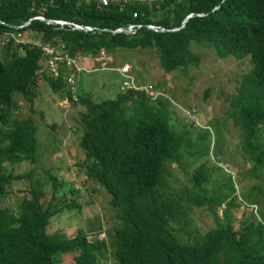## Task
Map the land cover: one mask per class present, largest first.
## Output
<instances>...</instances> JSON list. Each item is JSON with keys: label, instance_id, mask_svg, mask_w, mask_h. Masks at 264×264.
I'll return each mask as SVG.
<instances>
[{"label": "trees", "instance_id": "1", "mask_svg": "<svg viewBox=\"0 0 264 264\" xmlns=\"http://www.w3.org/2000/svg\"><path fill=\"white\" fill-rule=\"evenodd\" d=\"M37 14L94 28H73L39 18L23 24ZM0 19L4 21L0 22V37H9L0 41V199L12 191L14 181L27 184L14 209L0 205V264H59L65 255L71 256L73 264H100L110 252L114 264H264V219L254 214L234 226L228 209L223 208L224 221L195 233L192 240L181 239L188 218L179 197L163 190L164 173L166 165L178 161L185 148L180 147V139L190 134L172 126L162 96L154 100L144 89L130 87L102 101L79 94L74 99L66 89L64 70L57 78L39 72L45 58L43 42L64 45L72 56L98 55L101 48L109 55L150 48L167 73L198 60L194 43L210 46L218 56L247 58L248 70L234 87L228 113L251 173L263 177L264 0H131L123 7L94 0H0ZM131 23L141 25L129 32L113 30ZM175 26L180 27L162 29ZM36 31V38L29 42L14 37ZM39 35L41 40L36 42ZM40 77L53 92L68 98L70 106L84 105L75 126L81 132L78 145L85 156L77 165L89 183L110 196L116 216L108 230L110 249L105 239L90 238L85 228L73 236L46 230L52 215L82 206L75 196L81 191L73 183L49 171L46 180L40 179L33 167L14 173L16 164L36 162L39 126L33 117L20 118L15 113L17 95L34 103L33 88ZM133 81L136 87L146 84ZM191 154L205 152L196 149ZM210 178L205 162L189 177L196 188L189 198L195 197L198 206L213 210L235 199L221 190L208 195L204 184ZM46 182L51 184L49 198ZM229 191H235L232 182Z\"/></svg>", "mask_w": 264, "mask_h": 264}, {"label": "rangeland", "instance_id": "2", "mask_svg": "<svg viewBox=\"0 0 264 264\" xmlns=\"http://www.w3.org/2000/svg\"><path fill=\"white\" fill-rule=\"evenodd\" d=\"M37 15L42 16L39 19L49 22L45 20L48 17ZM49 19L71 21L63 18ZM37 33L39 32H27L19 38H27L25 41L29 42L30 38H36ZM2 39L0 37V41ZM40 40L41 35L36 42ZM192 50L199 54L198 60L193 59L186 68L170 73L163 70L158 55L150 48L120 50L107 58L92 53L74 56L79 67L92 71L83 72L79 77L77 94L90 96L94 101L115 97L117 92L126 89V78L129 81L135 80L136 83H146L139 87L141 89L151 84L160 93L163 88L160 96L162 104L167 107L172 126L179 133L187 130L190 134L189 137L180 139V147L183 145L187 150L182 148L179 160L166 165V180L163 185L164 191L179 197L183 215L188 218V224H183L180 237L187 240H192L197 232L214 227L218 221H224L226 217L221 215L223 208L228 209V217L234 226H237L241 218H249L252 214L264 219V176L251 173L250 163L239 146L238 130L233 123V116L228 113L234 87L248 70L249 62L247 58L218 56L210 46L204 44L194 43ZM123 61L129 62L132 68L127 74H120L117 70ZM38 83L33 88L34 103L20 95L16 96L19 109L15 113L20 118L33 117L39 126L36 133L39 140L36 162L16 164L14 173L33 167L40 179L46 180V171H49L73 183L81 191L75 196L82 206L77 204L55 213L46 225V230H62L73 236L79 228H85L88 229L90 238L105 239L110 249L111 238L108 230L116 223L115 213L109 204L110 196L105 190L97 189L94 184L89 183L87 176L77 165L85 156L84 150L78 145L81 132L75 126L77 113L84 105L77 102L64 108L67 104L65 97L53 92L42 77ZM157 98L158 95L154 100ZM197 134L199 138H196ZM196 149L204 151L205 154H191ZM202 162L206 163L211 173V178L204 184L207 194L213 195L221 190L229 192V198L235 197L225 202L221 208L211 210L206 206H198L195 197L189 198L191 190L196 191L189 177ZM231 182L235 187L233 192L229 191ZM26 185L24 180L14 181L12 191L0 199V205L14 209L24 195L23 189ZM94 188L93 193L91 189ZM46 190V197L49 198L50 182H46ZM66 196L70 199L69 194ZM102 232L105 237L100 236ZM63 257V263L59 264H73L71 256ZM100 264H114L111 252L107 259L100 260Z\"/></svg>", "mask_w": 264, "mask_h": 264}, {"label": "built area", "instance_id": "3", "mask_svg": "<svg viewBox=\"0 0 264 264\" xmlns=\"http://www.w3.org/2000/svg\"><path fill=\"white\" fill-rule=\"evenodd\" d=\"M98 1L99 3L102 4H109V3H114V4H119L121 7H123L125 4L130 2L131 0H94ZM133 15H136V12H133ZM42 17L41 15H36L35 18H40ZM0 22H4L3 20L0 19ZM56 23H66V24H71L73 28H85V29H93L94 26L92 25H82L78 24L72 21H66V20H58ZM141 24L140 23H131L128 25L129 30H133V27H139ZM147 26L154 28L155 26L152 24H147ZM134 27V29L136 28ZM13 35V34H12ZM21 33H17L14 35V37L18 40L24 41V39L19 38ZM8 40V36H4L3 39ZM41 48L43 50V53L45 54V58L42 64V67L39 69V72L42 74L43 72H46L47 75L52 76L53 78L59 77L61 74L62 70L65 71L64 78L66 81V89L74 99H76L77 96V83L79 80V77H81L82 73L85 71L86 73H92L91 70L87 69L86 67H79L77 59L69 54L67 50L64 48V45H55L50 42H43L41 44ZM98 55H101L102 58H107L109 55L105 49L101 48L100 53ZM131 65L129 62H124L121 64V67H119L117 70L119 73H128L130 70ZM132 80V78H131ZM125 88H130L134 87L136 89H141L138 86L134 84V81H129L127 78L124 82ZM149 96L152 98H155V96L160 95L163 92V88L161 89V92L159 93L156 91L155 87L151 84L146 85L142 87ZM67 99V104L63 106L64 108H67L69 106V100ZM101 237H105V233L102 232L100 234Z\"/></svg>", "mask_w": 264, "mask_h": 264}, {"label": "water", "instance_id": "4", "mask_svg": "<svg viewBox=\"0 0 264 264\" xmlns=\"http://www.w3.org/2000/svg\"><path fill=\"white\" fill-rule=\"evenodd\" d=\"M216 8V7H215ZM214 8V9H215ZM193 14V12H191V13H189L184 19H183V21H182V23H181V25L180 26H182V25H184V22L186 21V19L188 18V16H190V15H192ZM32 18H29L25 23H23V24H27L28 22H30V20H31ZM45 20L46 21H49V22H56L55 20H53V19H49V18H45ZM23 24H20V25H18V26H22ZM180 26H175V27H172V28H162V29H169V30H175V29H178ZM114 31H116V30H122V31H125V32H129L130 30H129V27L127 26V27H125V28H116V29H113Z\"/></svg>", "mask_w": 264, "mask_h": 264}, {"label": "bare ground", "instance_id": "5", "mask_svg": "<svg viewBox=\"0 0 264 264\" xmlns=\"http://www.w3.org/2000/svg\"><path fill=\"white\" fill-rule=\"evenodd\" d=\"M71 95V94H70Z\"/></svg>", "mask_w": 264, "mask_h": 264}]
</instances>
